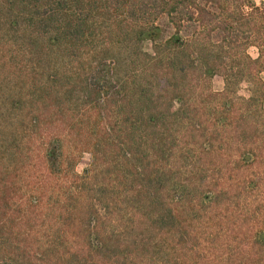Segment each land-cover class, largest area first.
<instances>
[{
	"label": "trees",
	"instance_id": "1",
	"mask_svg": "<svg viewBox=\"0 0 264 264\" xmlns=\"http://www.w3.org/2000/svg\"><path fill=\"white\" fill-rule=\"evenodd\" d=\"M0 3L66 55L92 41L95 17L136 48L133 69L92 55L39 88L42 110L29 120L38 137L28 142L40 138L42 148L34 168L21 182L17 168L7 181L0 174V264H264V0ZM213 19L222 35L212 46ZM189 26L191 37L182 33ZM214 74L225 78L220 91L209 86ZM232 79H246L248 95L232 97ZM200 80L207 86L195 93ZM200 112L212 117L209 135ZM231 144L234 158H222ZM212 149L219 159L206 181L201 158ZM83 151L91 162L77 173ZM259 188L263 201L253 197ZM212 203L204 240L225 255L207 246L206 261L195 245Z\"/></svg>",
	"mask_w": 264,
	"mask_h": 264
},
{
	"label": "rangeland",
	"instance_id": "2",
	"mask_svg": "<svg viewBox=\"0 0 264 264\" xmlns=\"http://www.w3.org/2000/svg\"><path fill=\"white\" fill-rule=\"evenodd\" d=\"M257 4H260V0H255ZM241 10L244 13L248 10V6L244 4L241 6ZM215 9V7H213ZM13 12V11H12ZM218 20L213 19L211 27V45L219 39L221 33L216 25ZM94 26L96 27V35L87 46H83L79 49L78 57L72 55H66V50L59 49L55 45H51L49 41V34H44L37 31L35 28L28 26L21 15L11 13L6 7H3L0 3V174L4 175L11 173L15 168L19 171L17 180L21 182L22 179L28 178V169L34 168L31 165L33 159L36 158L38 149L37 142L40 145V138L35 143H29V139L37 138L30 127V117L41 111V99L38 96L39 88L45 83L50 84L52 81L51 76L56 70H68L75 69L78 65L84 64L86 60L90 59L92 55H111L116 58L118 63L117 67L112 69H133L129 64L128 59L136 53V48L132 44H128L121 37L116 34L112 26L106 25L99 17L94 18ZM193 27L189 26L185 28L182 33L187 36H193ZM192 33V34H191ZM219 34V35H218ZM217 42V41H216ZM214 45V44H213ZM212 45V46H213ZM141 51L152 52V45L149 41H143L140 44ZM139 49V50H140ZM248 54L255 56L258 53V48L255 45H249L247 47ZM209 86L211 90L220 91L224 88L225 78L221 74H214L210 77ZM200 80V84L195 86V93H199L203 88L207 86V82ZM232 91L230 95L232 97H242L249 93V82L244 79L239 82L232 79ZM196 95V94H195ZM197 102L201 101L196 95ZM201 103V102H200ZM176 105V102H175ZM203 119L202 125H207V132L213 131V120L209 114L200 112ZM213 116V115H212ZM264 116V115H263ZM32 134V136H29ZM29 141V142H28ZM213 143V138L212 141ZM37 148V149H36ZM36 149V150H35ZM44 149V147H43ZM224 156L226 158L231 154L233 159L237 153L234 144L223 146L222 148ZM202 160H206L204 177L205 180L213 178V161L219 159V157H213L212 152L206 156L203 155ZM91 162V153L89 151H83L80 153L78 160L76 161L75 171L82 173L83 168L88 167ZM30 163V164H29ZM202 165V166H203ZM209 165V166H208ZM27 168V169H26ZM40 175V174H39ZM44 177L40 175V177ZM217 176V173L216 175ZM7 176L4 175V179ZM21 179V180H20ZM7 181V179H5ZM2 182V181H1ZM12 195V194H11ZM27 195V194H26ZM254 200L263 201V197L260 193V188L255 192ZM16 201L22 200L18 197ZM2 201V199H1ZM10 201V200H9ZM232 200H230L231 202ZM223 203V202H222ZM222 203L218 204L220 209L219 216L222 217L223 208ZM6 204L1 203L0 206V220H4L7 217V212L3 213ZM3 209V210H2ZM211 209V210H210ZM229 214V212L227 213ZM232 217V216H231ZM228 223L233 224L232 218ZM200 226V244L195 245L196 249L202 248L203 260L213 261V254H209L207 246L216 249L217 254H222V247L209 241L210 244H206L204 238L210 231H213V203L204 208L201 212ZM14 231L17 227L13 228ZM4 229L3 231H6ZM138 232V231H133ZM150 231L147 232V235ZM143 235V234H140ZM206 253V254H205ZM209 254V255H208ZM226 258V257H225Z\"/></svg>",
	"mask_w": 264,
	"mask_h": 264
},
{
	"label": "crops",
	"instance_id": "3",
	"mask_svg": "<svg viewBox=\"0 0 264 264\" xmlns=\"http://www.w3.org/2000/svg\"><path fill=\"white\" fill-rule=\"evenodd\" d=\"M251 46H252V45H251ZM247 52H248V49H247ZM257 54H258V53H256V55H255V56H252V55H251V57H256V56H257Z\"/></svg>",
	"mask_w": 264,
	"mask_h": 264
}]
</instances>
